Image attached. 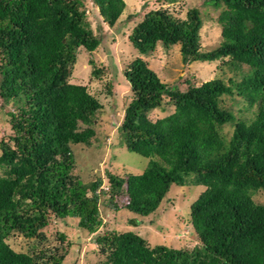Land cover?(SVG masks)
I'll list each match as a JSON object with an SVG mask.
<instances>
[{"label":"trees","instance_id":"1","mask_svg":"<svg viewBox=\"0 0 264 264\" xmlns=\"http://www.w3.org/2000/svg\"><path fill=\"white\" fill-rule=\"evenodd\" d=\"M92 1L97 32L85 0H0V113L13 129V143L0 138V264H64L72 245L65 232L57 234L68 247L40 252L17 251L7 238L19 233L43 240L52 220L66 218L95 234L98 264H264V204L253 199L264 191V0H205L221 9L222 41L209 51L201 50L203 17L196 6L185 19L159 8L134 25L129 40L139 55L124 70L131 97L118 134L128 150L150 160L140 174L107 171V190L101 176L84 182L74 172L72 145L91 143L104 106L70 77L79 49L94 52L126 2ZM160 42L179 44L184 64L222 59L249 69L241 81L216 78L180 90L142 57ZM235 92L249 107L257 104L253 118H238L221 105ZM170 107L164 117H149ZM174 184L206 187L190 209L198 237L193 247H151L131 230L98 232L108 225L102 216L110 209L156 213Z\"/></svg>","mask_w":264,"mask_h":264},{"label":"rangeland","instance_id":"2","mask_svg":"<svg viewBox=\"0 0 264 264\" xmlns=\"http://www.w3.org/2000/svg\"><path fill=\"white\" fill-rule=\"evenodd\" d=\"M85 2L89 5L87 10L89 21L94 31L97 32L98 20L93 14V8H95L93 1L85 0ZM125 2L126 8L115 26L105 25L107 37L103 43L91 53L85 49H79L70 77V82L86 85L89 92L95 95L104 106V112L94 125L95 135L91 143L72 145L76 163L74 172L84 182L101 176L103 178L102 188L106 190L109 186L107 171L120 176L128 173L140 174L150 160L148 157L128 150L118 134L124 109L131 97L130 85L124 76V70L139 55L129 40V34L134 25L145 14L159 8L167 9L177 19H185L188 9L196 6L203 17V26L200 30L201 50H212L222 41L221 26L218 23L221 9L206 4L205 0H179L174 3H167L163 0H125ZM142 57L158 72L162 81L171 83L180 90H186L189 83L200 85L216 78L223 79L227 84H230L231 79L241 81L249 69L245 64L235 67L232 64L223 63L222 59L184 64L179 44L165 47L160 42L153 52L142 55ZM90 59L95 61V65L89 62ZM95 68L101 69L102 73L95 75L93 73ZM221 105L234 110L238 118H253L257 112V104L249 107L248 101L236 92L234 95H224ZM172 110L173 107L165 112L155 109L150 111L149 117L151 119L161 118ZM224 130L231 134L233 127L227 125ZM12 133L13 129L8 117L1 112L0 138L13 143L10 140ZM2 153L3 150L0 148V156ZM205 188L204 185L178 186L174 184L159 210L148 217L128 213L124 209L107 210L102 217L108 225L101 227L98 232L131 230L143 236L151 247L158 244L176 248L193 247L198 243V237L189 221L190 209ZM253 199L259 204H264V191L253 194ZM124 201V198L121 199L119 204H123ZM132 219L138 220L137 223L131 222ZM45 230L46 238L43 240L26 238L19 233H13L7 241L15 250L24 252H40L43 249L47 250L57 246L68 247L67 241H61L58 238L57 232L61 231L65 232L66 240L72 242L64 264H76V261L77 264L99 263L102 256L100 248L95 244V234L78 229L76 219L52 220Z\"/></svg>","mask_w":264,"mask_h":264},{"label":"clouds","instance_id":"3","mask_svg":"<svg viewBox=\"0 0 264 264\" xmlns=\"http://www.w3.org/2000/svg\"><path fill=\"white\" fill-rule=\"evenodd\" d=\"M103 186V185H102Z\"/></svg>","mask_w":264,"mask_h":264}]
</instances>
